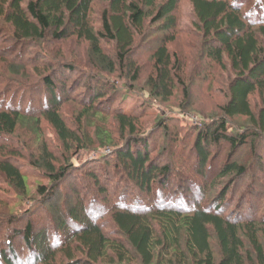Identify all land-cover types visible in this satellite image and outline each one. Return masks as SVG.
I'll return each instance as SVG.
<instances>
[{"label": "trees", "instance_id": "16d2710c", "mask_svg": "<svg viewBox=\"0 0 264 264\" xmlns=\"http://www.w3.org/2000/svg\"><path fill=\"white\" fill-rule=\"evenodd\" d=\"M93 2L0 0V176L7 192L17 193L6 200L1 195L0 202L34 201L21 215L1 214L6 216H0V264H264L259 228L264 225V154L257 152L264 141V0H190L194 27L189 33L204 36L205 72L215 75L216 67L229 72L223 117L172 127L169 120L180 122L185 113L162 115L153 131L140 126L150 106L132 107L136 103L128 91L105 71H126V79L131 74L128 80L136 83L141 64L134 54L141 44L138 50L145 47L152 57L148 97L168 99L181 90L189 99L195 81L206 88V76L187 77V62L169 46L179 29L180 0H107L100 28L91 16ZM51 38L60 44L85 41L91 68L83 67L76 53L61 59L49 55ZM107 42L114 44L113 55L106 52ZM254 93L262 99L256 108ZM66 104L79 108L80 121L84 117L87 124L115 118L122 141L103 126L94 135L73 128L62 113ZM230 117H245L248 124L233 127ZM43 118L59 140L60 156L42 142L33 144L30 159L23 157V148L11 141L18 125L26 123L38 136ZM93 140L99 143L94 150L102 151L79 166L76 154ZM246 146L251 158L240 151ZM94 161L115 171L122 167L125 190L114 200L109 185H101L91 199L94 192L87 185L90 202L78 194L70 206L59 183L72 177L79 182L83 167ZM25 162L50 182L37 188L38 198L31 196ZM89 169L86 179L114 180L111 174L102 180L100 170Z\"/></svg>", "mask_w": 264, "mask_h": 264}, {"label": "rangeland", "instance_id": "374dc122", "mask_svg": "<svg viewBox=\"0 0 264 264\" xmlns=\"http://www.w3.org/2000/svg\"><path fill=\"white\" fill-rule=\"evenodd\" d=\"M107 4V0H94L93 7H92V18L95 21L96 28H100L99 20L102 15V9ZM191 2L190 0H180L178 9L176 11L178 15V21H179V29L175 33L176 40L169 44L170 48L174 52H176L179 55V58L181 59L182 63H186L185 72L186 76L190 77L191 74H200L206 76V80L204 83L206 84V88H203L202 83L196 82V85H193L191 90L192 94L191 97L188 99L184 98V92L181 90H174L173 94L168 98L164 99L163 96L156 97V100L148 97V94L144 92V90H149L150 86L147 84L146 79L150 76L152 73L151 69V60L152 57H150V54L145 51V47H143L141 50V44L137 46L135 49L134 57L136 61L141 64V70L139 75V80L136 83H132L131 80H128L129 76L131 74H128V78L126 79V71L125 73L120 71H116L113 73H110L108 71H105L104 73L109 75V77L112 80H115L119 85L122 86L123 90H127L129 93V97H131L130 102H134L136 104H133L132 107H135V105L140 104H147L149 107L148 109V115L142 121L140 120V126L147 127L150 131L155 130V126H157L156 122L159 118V116H166L169 115L170 117L174 116L178 118L180 116V113H185L186 116H181L182 121L179 120H169L172 127H176L181 122L184 125L191 126L193 124H201L206 121L210 122L212 120H216L223 117V112L221 110V106L226 102L227 93L225 92V89L227 88V80L229 81V72L226 69L220 70L219 67H216L215 75L213 73H206L204 69L209 65L206 57H204L202 54L203 49V39L204 36H200L198 32L189 33V31L194 27L192 21L191 13ZM156 38V37H155ZM154 38V39H155ZM114 44L112 42L104 43V46L106 48V52L110 54H114ZM46 51L49 55L55 57L56 59H61V54L65 55V58H74V54L76 53L78 57L80 58V64H82L83 67H89L91 68L90 62L88 61L90 59L88 52H87V43L85 41H78L76 38L71 39L69 41H66L65 43L62 42L61 44L52 38L49 39V43L46 44ZM59 48L61 51H59ZM34 52H38L39 48H34ZM186 60V61H185ZM153 64V61H152ZM1 66V65H0ZM4 72H8L7 69L1 68ZM24 71V70H23ZM210 71V70H209ZM9 73V72H8ZM11 74V73H10ZM125 74V75H124ZM189 74V75H188ZM15 75V74H14ZM20 77H23L24 75H17ZM119 77V78H118ZM123 78V79H122ZM189 79V78H187ZM127 81L128 83H125ZM132 84L133 86L131 88H128V85ZM151 90V89H150ZM252 103L254 108H256L258 105L260 106L262 104V99L260 98L258 93H254L252 95ZM130 106V104H129ZM128 106V107H129ZM258 106V107H259ZM80 112L81 110L74 105L66 104L62 108V113L66 116V119L68 121V124L72 126L73 128H78L79 130H87V132L93 133L96 131L97 126H103V128L106 129V131L114 138L116 142H121L122 137L120 135L119 125L116 122L115 118L109 117L105 120H99L98 118H94L92 122H89L87 124L86 119L83 117L80 121ZM229 125H232L233 127L239 128L240 125L243 128L245 125L248 124V119L245 117H230L228 118ZM41 134L36 135L33 134V132H30V130L26 129V123L20 124L17 127L16 135L11 139L10 137L6 138L5 142L9 143L10 139L13 142L12 146L18 148V146L22 147L23 150L22 154H24L23 157H27L30 159L31 156V148H33V144H40L44 142L45 144H48V147L50 150H52L55 154H61V147L59 140L55 136L52 128L49 126L47 121L44 120V118L41 120ZM157 128V127H156ZM178 128V127H177ZM176 128V129H177ZM179 129V128H178ZM123 136V140L126 139L128 136L127 133H125ZM24 143L29 144V146H25ZM90 145V148L84 149L81 153L76 154L75 162L76 164H79L81 166L83 162H85L87 159L88 161L90 159L97 158L99 156V153L102 151V149H98V151H95L94 149H97L98 142L97 141H91L88 143ZM11 146V147H12ZM29 148V149H27ZM227 153L229 152V146L226 147ZM34 150V148H33ZM106 151H109L108 149H104ZM240 151H243V155H246L247 158H251L250 148L246 146L245 148H242ZM257 152H260L264 154V141H260L259 145H257ZM226 154V153H225ZM27 159V161H28ZM23 161H26V159H23ZM116 164V162H113ZM112 164V163H111ZM25 171H27V183L29 186L30 193L32 194V197H39L37 194V188L43 183L49 184L47 177H45L44 174L39 169H36L33 165L28 164L27 162L22 165ZM101 167V168H100ZM255 167V166H254ZM85 171L82 172L79 182H75L74 178L67 179L66 181H63L61 184L59 183L58 189H60L61 197L63 201H66L68 198L70 200L69 205L73 206L76 201L77 195L81 194L80 197L84 199V201H89L86 192H89L88 186L91 187L90 190H93V194L90 193L91 196L95 195V191L99 190L98 188L102 186H108L109 185V193L111 196H113V199L115 200L117 193H122L125 189L126 180L124 177V170L122 167L118 165V170L115 171L114 166L107 168L106 166L103 167L98 161H94L90 163L88 166H84ZM89 168H92L97 171L100 170L102 180L107 178V175L111 174V177L113 176L114 180H110L107 182H100L101 184L96 183L94 180L86 179V172L88 170H91ZM256 168V167H255ZM254 168V171H255ZM258 170V168H256ZM114 171V172H113ZM116 173V174H113ZM262 178V174H258ZM122 176V177H121ZM257 177V176H255ZM104 178V179H103ZM121 180V181H120ZM263 180V178H262ZM252 181L255 183L254 179L252 178ZM3 186V188H2ZM218 185L217 190L221 187ZM243 188V187H242ZM253 188V187H252ZM254 188L256 189L254 193L258 190V186L255 184ZM9 188L7 187L4 178L0 176V196L4 198V200L7 199L8 196H11L12 198L17 196V193L14 190H11L7 192ZM242 192H245V189L242 190ZM137 195L139 196L138 191H136ZM154 193V192H153ZM122 196V195H121ZM120 196V197H121ZM213 196V195H211ZM72 197V198H71ZM92 199V198H91ZM90 199V200H91ZM95 199V198H93ZM122 199V198H120ZM113 200V201H114ZM34 201L29 200H15L12 199L10 204H3L0 202V216H6L1 214H16L19 213L20 215L24 212L25 209H30L33 206ZM90 202V201H89ZM226 206H230V204H227ZM235 209L237 207H234ZM237 210V209H236ZM37 214H41V209H36ZM39 221V220H38ZM37 221V222H38ZM40 222V221H39ZM107 224V223H106ZM260 233H261V239L264 242V225L260 224ZM247 244V242H246ZM248 245V244H247Z\"/></svg>", "mask_w": 264, "mask_h": 264}]
</instances>
